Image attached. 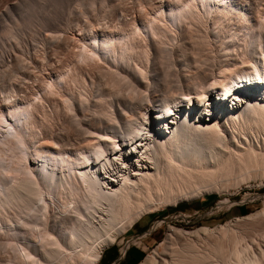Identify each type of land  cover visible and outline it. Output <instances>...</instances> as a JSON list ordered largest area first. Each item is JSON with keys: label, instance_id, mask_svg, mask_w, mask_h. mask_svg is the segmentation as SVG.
<instances>
[{"label": "bare ground", "instance_id": "bare-ground-1", "mask_svg": "<svg viewBox=\"0 0 264 264\" xmlns=\"http://www.w3.org/2000/svg\"><path fill=\"white\" fill-rule=\"evenodd\" d=\"M262 1L101 0L105 13L79 10L56 23L54 58L68 54L74 64L59 87L82 84L40 96L58 115L51 125L39 100L0 97V264H98L144 215L217 192L233 175L264 178V19L254 16ZM235 10L249 23L242 41L220 42L217 26L206 35L196 24L198 14ZM17 29L0 36L17 39ZM18 82L12 92L23 88ZM261 219L264 210L232 223ZM233 226L193 233L206 236L203 246L174 231L190 237L170 258L154 251L140 264H264V235L244 242Z\"/></svg>", "mask_w": 264, "mask_h": 264}, {"label": "rangeland", "instance_id": "rangeland-1", "mask_svg": "<svg viewBox=\"0 0 264 264\" xmlns=\"http://www.w3.org/2000/svg\"><path fill=\"white\" fill-rule=\"evenodd\" d=\"M16 1L15 0H9V2H8V0L7 1L6 0H3V1L0 0L1 3L4 2L3 4L0 3V32L2 33V30H4V27H6V26H8V27L12 26L13 28L19 27V29H20V30L17 29V31L19 30L18 33L20 32L19 33L20 36L14 34L18 40L15 39L14 37L3 38L2 36H0V97L2 95L7 96L8 94L9 95L11 94L12 96L18 95V96H20V99L21 98L23 99V97H24L25 98L24 101H30V98H31V99H33V100H31V103L35 102L37 104V101L40 99V96H42V97L48 96V95L52 96L53 94H54L53 96H58V95L61 96L60 91L64 92L65 90H68V89L70 90V88L73 89V88L80 86L82 84L81 78L79 79V81H78V79H76L78 83H76V80H75V82L73 81V83L71 81L68 83V81H67L66 85H70L71 87L64 85L63 87L65 89L64 88H63V90L61 89L62 83L60 82V80H57V79H59L63 75L65 77H68L66 75L70 74V72H71L70 70L72 69V65H74V64L70 63V61H69L70 57L68 54H66V56H67V58H66V56H64V54H61V53H59L60 55L57 54L58 59L56 62L57 57L56 58H54V57L56 56L55 52L58 53V48L57 47L55 49H54V47L52 48V43H55L56 41H55V39H53L54 37L50 35L51 34L50 32H52L53 35L57 34L58 33V30H57L58 27L57 26L61 25V22L64 19L65 20L68 19L67 17L70 18V16L73 17L75 15H79L80 14L79 10L80 11L83 10L81 13L86 14V15L87 14L96 15V13H97V15H99V14L105 13L106 10H102L103 12L101 11V9H102V5H100L101 2L99 4V1H101V0H95L97 5L94 2L96 5V6H94V8L89 6V2L87 0H80V1L79 0H51V1L50 0H16ZM15 2H16V4H15ZM11 3H13V4H11ZM263 3H262V6H264ZM87 6H89L90 8ZM262 6H261V8L259 7V10L257 9L255 11L256 13L254 12V16L257 15V16H255V22H259L261 19V16H262V19H264V15H263L264 14V7H262ZM31 8L34 10L33 12L31 10ZM91 8L93 9L94 12L92 11ZM89 9L93 13H95V12L96 13L90 14L91 11L89 12ZM130 9H132V8H130ZM261 9H263V10H261ZM86 11H87V13H85ZM154 11H153V14L154 13L155 14L154 15L151 14V16L152 15L155 16L156 14H157L156 16H158V11H156V10H154ZM131 12H133V10H131ZM237 12L238 11L235 10V11H231V13L228 12L229 14L228 13L219 14V16H214L212 14H209L210 20L207 17L208 15H205L202 12H200L202 14L201 15L198 14V17H199L198 19H200V17H201L203 19L202 21L204 23L202 21L200 22V20H197L196 24L198 25V23H199V27L201 28L200 30L203 31V34L206 33V35L207 34L210 35L213 27L217 26V28L222 33L221 40L219 39L220 42L223 41L224 36L226 38L227 36H230V35H234L235 37L240 38V40L242 41V39L244 38L245 32H247L249 30V27H248L249 23H248V21L245 22V20L242 18V16H240L239 13L237 14ZM261 13H262V15H260ZM110 15L111 14H109V16ZM202 15H204L205 17H203ZM231 15H233V16H231ZM216 17H217V19H216ZM227 17H228L227 21L229 22V24L226 21ZM238 17H240V20ZM60 19H62V21ZM204 19H206L207 21ZM224 19H225V21H223ZM237 20H239V21H237ZM59 21H61V22H59ZM208 21H210V23ZM231 21H232V24H231ZM221 22H223L224 24ZM205 23H206V25H205ZM219 23H221V24L219 25ZM190 24L193 25V27H195L193 22H191V23L189 22V26H190ZM200 24H204L205 26L203 27V25H200ZM207 24H209V25H207ZM202 27L204 30L202 29ZM232 27H235V28H232ZM244 27H245V29H244ZM205 28L207 29L206 30L207 32H204ZM47 29H49V30H47ZM55 30L57 33L55 32ZM17 31H16V34H18ZM21 31H23V32L21 33ZM233 31H234V33H232ZM243 31H244V33H243ZM1 33H0V35H1ZM40 33H42V34H40ZM48 33L51 36V37L49 36L50 39H49V37L46 39V36L48 35ZM235 33H238V34H235ZM22 35H23V37H22ZM1 38H2V42H1ZM8 38L12 39V40H9ZM143 38H142V36H141V39H140V37H138V40L140 39L139 41L141 42V44H144V42H145V39H143ZM19 39H21V40H19ZM216 40H218V39H216ZM16 41H17V43H16ZM219 41H217L218 44L216 42V44L214 43V45H219L220 44ZM10 43L13 45H11ZM56 45H54V46H56ZM214 45H213V47L215 49V47H217V46H214ZM11 46H13V47H11ZM24 47H26V49ZM20 49H22V52ZM53 49L55 50V52ZM13 52H15V53H13ZM25 52L28 54H26ZM46 54L48 56L47 59H49V60H46ZM18 55L23 61L21 60V62H19L20 59L18 58ZM29 55H30V58H29ZM62 55L65 57V59ZM60 56H62L61 57L62 60L60 59ZM51 57H53L54 59H51ZM24 58H25V60H24ZM76 58H77L76 60H79L78 62H81V59H79V56H77ZM30 60L33 61L34 63L31 62ZM45 60L50 61V62L48 63ZM60 60H61V62L59 63L58 61H60ZM64 61H65V63H63L64 65H62V62H64ZM22 62H25V63L21 64ZM26 62L27 63L31 62L32 64H34L35 66L31 64L30 67L34 66L35 69L37 68L36 69L37 71L34 69V67L30 68L29 63L27 65H25ZM36 63H37V65L38 64L39 65L37 66ZM50 64L53 65V67H51ZM21 65H24L25 67L21 66ZM67 66L69 67L70 70L67 69L68 68ZM26 68L29 71H26L27 70ZM63 68L64 69L66 68V69L64 70ZM63 70L65 72H63ZM66 70H68V71H66ZM59 71H61V72H59ZM46 72H48L49 74ZM33 73L35 75H33ZM58 73H59V75H58ZM37 74L38 75L40 74L39 75L40 77ZM22 75L25 76V78H22L23 77ZM50 75L53 78L50 77ZM20 76H21L22 80H21ZM11 77L13 80L11 79ZM46 79H48V80H46ZM18 80L21 81L19 85H22L21 87H23V88L22 89L20 88L19 89L20 91H18V90L15 91V89L13 88V90L15 92H19L16 94L14 91H13L14 93L12 92L11 87H13V86H15V84L19 83ZM24 80H25V82L22 83V81H24ZM55 80H56V83H55ZM58 81L61 83L60 87H59L60 83ZM51 83H53V85L57 84L60 89L56 85H55L56 87L53 86ZM74 83H75V85H74ZM79 83H80V85H79ZM76 84H78V85H76ZM52 86H53V89H56V90H53L51 88ZM73 86H76V87H73ZM66 87H68V88H66ZM55 91H57V92H55ZM50 92L51 93L53 92V93L50 94ZM46 93H47V95H46ZM26 97H28V98H26ZM42 97L40 100H42ZM41 103H43L44 107L47 108L46 110H43L44 109V108H42L43 105L38 103L40 106L39 107L40 114L42 115V117H44V119H47V121L49 122L48 123L46 121V123H48V125H51V123L56 124V122L58 121V115L56 114V111L50 105L48 107L47 103L44 104L45 102H43V101ZM53 110L55 112H52ZM42 111H44L45 113L46 112H48V113H46V114L44 113L45 114L44 115ZM50 115H51V117H50ZM45 116L47 118H45ZM51 118L55 122L52 121ZM259 176L260 175H255V177L253 176V178H251V180H249V179H247V180L242 179L241 180V178L239 179V177H237V176L234 177V175H233L232 178L233 177L235 179L237 178L236 180H234V178L232 180V178L229 177L230 178V179L228 178L229 180L225 179L224 180L225 183L224 182H222L223 184L221 183L225 189L222 187V185H220L219 191H217V192L213 191V192H209V193H204L202 196H199V197L194 198L192 200L180 202L177 206H179V205L188 206V208L183 210V211L172 212V210H174L177 206L170 205V206L160 208L159 210H156V211H153L151 213L144 215L133 227H131L130 229H127L124 233L120 234L117 237V240L114 244L107 246L103 250L102 258L98 264H140L141 262H143L147 258L148 255H150L154 251H156L157 255L159 254L158 256L170 258V254L172 252V249L173 248L174 249L180 248V246L185 242V238L190 237L188 235H187V237L184 235L185 238L181 237V239H180V237L176 235L177 233L175 234V232H174V231L177 232V230H179V231L181 230L185 234H192V236L190 238L197 243V246L198 245L203 246L204 243L206 242L205 241L206 236L204 234H201L200 236H203V237H199L197 235L195 236L193 233H195L196 231L203 229V228H209L211 230H214L221 225L231 223V225L233 224L234 226L236 224L235 227L233 226L234 229L236 228V230H238V231H235L236 233L241 232V234L247 238V240L245 239L246 241L244 240V242H251L253 240L258 241V238L260 237L259 239H261V238H263V235H264V233H263L264 232V222H263L264 220L262 221L263 218L261 219V221L259 220L260 223L263 222V223H261V225H259L260 223L257 220L256 221L258 223L255 222L254 220L253 221L250 220L251 221L250 223H249V220L248 221L242 220L238 223H232V222L236 221L237 219H245L249 215L259 213V212H262L264 210V178H262L261 176L259 177ZM229 181H230V183H232V185L229 183ZM236 183H237V185H236ZM251 223L254 224L253 225L254 228L256 226H258V228L254 229L253 226L251 227V225H252ZM255 224H257V225L255 226ZM252 230H254L253 233H256L258 235L260 232L263 234H261V236H257V238H256V234L252 235L253 234L251 232ZM259 230H261V231H259ZM242 231L243 232L245 231L244 234ZM172 233H174V235ZM169 235L171 237L173 235V238L169 237ZM249 238H251V239H249ZM203 240L205 242H203ZM7 249L8 248H6V251H7ZM174 249H173V251H174ZM4 250L1 249V254H2V256H5V258H6L7 257L6 255H8L7 254L8 251L6 252ZM9 251L11 252V250H9ZM3 252H5L6 255H3V254H5ZM10 252H9V255L7 258H9L10 254L12 255V252L11 253Z\"/></svg>", "mask_w": 264, "mask_h": 264}, {"label": "trees", "instance_id": "trees-1", "mask_svg": "<svg viewBox=\"0 0 264 264\" xmlns=\"http://www.w3.org/2000/svg\"><path fill=\"white\" fill-rule=\"evenodd\" d=\"M187 208H188V206H186V205H179L174 210H172V212L183 211V210H185Z\"/></svg>", "mask_w": 264, "mask_h": 264}]
</instances>
